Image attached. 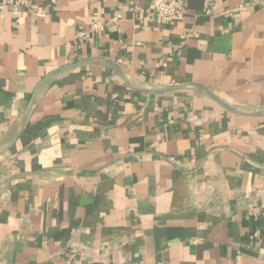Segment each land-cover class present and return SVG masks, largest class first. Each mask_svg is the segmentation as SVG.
<instances>
[{
  "label": "crops",
  "instance_id": "obj_1",
  "mask_svg": "<svg viewBox=\"0 0 264 264\" xmlns=\"http://www.w3.org/2000/svg\"><path fill=\"white\" fill-rule=\"evenodd\" d=\"M180 1L0 0V264H264V115L107 62L264 110V0Z\"/></svg>",
  "mask_w": 264,
  "mask_h": 264
},
{
  "label": "water",
  "instance_id": "obj_2",
  "mask_svg": "<svg viewBox=\"0 0 264 264\" xmlns=\"http://www.w3.org/2000/svg\"><path fill=\"white\" fill-rule=\"evenodd\" d=\"M107 62L121 75V77L128 83V85L130 87H132L133 89H135L141 93H148V94H150V93H164V92L176 91V90L186 88V87H195V88H198V89H201L202 91H204L206 94H208L210 97H212L218 103H220L223 107H225L226 109H228L232 112L241 113L244 115H253V116L264 115V110L256 111V112H249V111H243V110L237 109V108L233 107L231 104H229L228 102H226L225 100H223L221 97H219L212 89H210L209 87H206L204 85L198 84V83H189L187 85L169 87V88H161V89L144 88V87L138 86L128 78V76L124 73V71L119 66H117L116 64H114L111 61H107ZM79 64L80 63L60 68V69L56 70L55 72H53L52 74H50L46 79L56 75L57 73L71 69L73 67H76ZM40 85L37 87V89L35 90V92L33 93L32 97L30 99V102H29L28 107H27V109H26V111H25V113H24V115L20 121L18 131H17L14 139L11 141V143H9L8 145H6L2 149H0V156L4 155L6 152H8L16 144V142L20 139V137L24 131V128L28 122L30 112H31V109L33 106V102H34L35 96L38 92V89L40 88Z\"/></svg>",
  "mask_w": 264,
  "mask_h": 264
},
{
  "label": "built area",
  "instance_id": "obj_3",
  "mask_svg": "<svg viewBox=\"0 0 264 264\" xmlns=\"http://www.w3.org/2000/svg\"><path fill=\"white\" fill-rule=\"evenodd\" d=\"M154 13L163 18H180L184 13V5L180 0H152ZM261 3V0H254V4ZM102 21L92 23L90 31L98 32L105 29ZM86 32H80L78 36L83 37Z\"/></svg>",
  "mask_w": 264,
  "mask_h": 264
}]
</instances>
